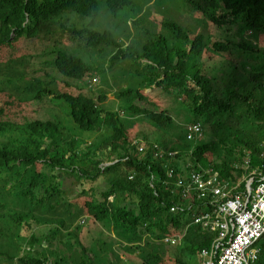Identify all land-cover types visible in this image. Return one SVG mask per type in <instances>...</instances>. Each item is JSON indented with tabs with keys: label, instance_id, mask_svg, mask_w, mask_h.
<instances>
[{
	"label": "trees",
	"instance_id": "16d2710c",
	"mask_svg": "<svg viewBox=\"0 0 264 264\" xmlns=\"http://www.w3.org/2000/svg\"><path fill=\"white\" fill-rule=\"evenodd\" d=\"M169 1L193 23L161 0H106L112 27L103 29L99 0H0V263L201 264L216 232L191 224L202 205L188 210L172 194L170 158L154 146L184 153L175 168L190 160L233 184L263 175L264 0ZM67 14L94 21H56ZM55 23L75 47L53 51L56 75L30 76L27 40L49 38ZM95 51L96 66L81 56ZM91 74L116 86V102L87 87ZM195 123L204 136L194 143L183 128ZM62 172L80 182L76 197ZM260 247L255 264L264 238Z\"/></svg>",
	"mask_w": 264,
	"mask_h": 264
},
{
	"label": "built area",
	"instance_id": "2783aa9c",
	"mask_svg": "<svg viewBox=\"0 0 264 264\" xmlns=\"http://www.w3.org/2000/svg\"><path fill=\"white\" fill-rule=\"evenodd\" d=\"M98 77L93 82H98ZM203 128L200 123L186 126V139L197 142L203 138ZM135 143V142H134ZM156 156L170 158L166 166L167 184L173 185L172 194L179 196L187 204L188 210L194 202L202 205L199 214L193 216L191 224L216 232L209 247L200 253L202 264H255L260 256L261 241L264 238V173L254 183V177L233 184L221 179L213 167L196 166L190 160L182 161L173 167L171 162L177 160L180 150H164L154 146ZM193 150L187 153L192 155ZM184 155V153H182ZM249 165L245 159L243 168ZM245 185L241 188L242 182ZM186 210L185 206L172 205L171 211ZM181 236L164 238V242L175 244Z\"/></svg>",
	"mask_w": 264,
	"mask_h": 264
},
{
	"label": "rangeland",
	"instance_id": "374dc122",
	"mask_svg": "<svg viewBox=\"0 0 264 264\" xmlns=\"http://www.w3.org/2000/svg\"><path fill=\"white\" fill-rule=\"evenodd\" d=\"M99 1L102 4L101 5L102 10H101L100 16L97 17V19H96V22H95V24H97L96 27L98 29H103L106 27H112L111 22H109V19H108L109 17L107 16V13H106V11H107L106 0H99ZM161 1H162L163 6L161 5L160 7H163V8L168 7L171 10V12L173 14H176L177 18L180 19L181 21H183L185 23H189V22L193 23L191 16H190V12L185 11L184 9H179V5L175 4V2L172 3V1H169V0H161ZM156 5L159 6V3H156ZM154 6H155V4H154ZM154 9H155V7H154ZM155 10L153 11L154 13L156 12ZM174 11H176V12H174ZM149 17L152 18V16H150V15H149ZM56 21H62L68 25H70L73 21H76L79 25H81L82 23H85V24H89L90 22L92 23L94 21V18L88 17V16H84L81 18V16H74L73 14H67L66 16H63L60 19H59V17H57ZM187 21H189V22H187ZM112 23H114L113 20H112ZM56 25L57 24L55 23V25H54L55 29L49 38L39 37V38H32V39L27 40V44L30 47H32L31 50L24 52L26 58H28L30 56L29 57V60H30V67H29L30 72H29V74H30V76L43 74L44 71H48V72L56 75L57 74L56 70L52 65V59L54 57L53 51H55L58 47H65L67 49L70 47H75V44L73 42L67 41L68 40L67 34L62 32L61 27L56 26ZM76 46H77V43H76ZM20 47H21V49L24 48V46L22 44ZM73 51H75V48ZM81 56L83 58H87V59L91 60V62L95 66L100 64V61H102L104 58L100 55V53L98 51H95V52H92L89 54H81ZM209 66H210V64H209ZM215 66L219 67L218 64ZM98 74H91L90 75L91 77L88 76L90 79L92 78L91 81L90 82L88 81L87 83L84 82V83H86L87 87L90 88L93 92L99 93V92L103 91L107 95L106 104H110L111 102L115 101L116 97L114 96V94L117 91V88H116V86H113L111 88L108 83L102 82L101 80H99L100 77ZM58 76L60 78L66 79V77H64L61 74H58ZM94 77H98L99 81L94 83L93 82ZM71 81L73 83H80V82H77L74 80H71ZM53 105L56 106V109L53 111L54 112L53 117L54 118H63L64 112L62 111V109H63L62 102H55V103H53ZM48 106H50L49 103H48ZM169 108L171 110L173 109L172 116L175 119V121L182 122V119L184 118V110H180V112H181V115H180V113L176 111L178 109L177 104L170 103ZM113 109L115 110V108H113ZM66 111H67V105H66ZM236 115L240 116L241 110L237 111ZM70 120H71V118H70ZM71 122H72V120H71ZM72 125H73V122H72ZM174 127L178 128L176 126V124L174 125ZM183 129L186 130V128H183ZM177 130L178 129H176V132H177ZM178 132H179V130H178ZM86 133H89V132L83 131V133H80L77 135L81 136V135H84ZM175 136H179V133L175 134ZM88 139L91 141V136H89ZM166 150H168V149H166ZM62 174H63V179L65 182L64 183L65 184V190L67 191L68 197H70V198L76 197V195H78V194H80V192H82V186H81L80 182H78V179H76L75 176L67 175L66 172H62ZM84 220H85V218H82L80 220V222L81 221L84 222ZM2 229H3V225L1 224L0 230H2ZM14 231H15V229H14ZM92 233L96 237V239L101 238L100 240H102L104 242H108L109 238L112 236V234L108 235V233H107V236L102 237L99 235L97 230L93 231ZM111 238H113V236ZM108 243H110V242H108ZM96 246L100 247L99 244ZM113 248L119 252L118 246L114 245ZM23 254L24 253L20 252L19 256H22ZM109 258L113 259L111 254H109ZM200 260H202V259L199 258L198 263H200ZM0 264H19V263L15 261V262H1Z\"/></svg>",
	"mask_w": 264,
	"mask_h": 264
},
{
	"label": "crops",
	"instance_id": "0c3cea01",
	"mask_svg": "<svg viewBox=\"0 0 264 264\" xmlns=\"http://www.w3.org/2000/svg\"><path fill=\"white\" fill-rule=\"evenodd\" d=\"M181 239H182V237H181ZM203 260V259H202ZM203 263V262H202Z\"/></svg>",
	"mask_w": 264,
	"mask_h": 264
}]
</instances>
